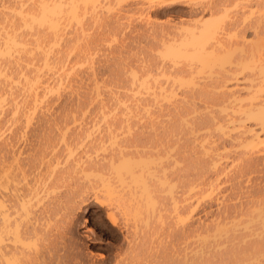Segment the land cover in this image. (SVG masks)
<instances>
[{"label":"rangeland","instance_id":"374dc122","mask_svg":"<svg viewBox=\"0 0 264 264\" xmlns=\"http://www.w3.org/2000/svg\"><path fill=\"white\" fill-rule=\"evenodd\" d=\"M9 1L15 5H17L16 3L24 6L26 3V6L29 5L26 0V3H24V0L19 1L20 3L17 0H14L15 2L0 0V13H2L0 15V23L2 20L0 31H2L3 24L7 21V25L4 24L3 33L0 32L1 35L3 34L0 35V39L8 31L5 26L7 27L9 22L12 23L9 24V31L7 32H10L9 35L13 31H10V25L16 29V24L17 26L20 24L18 17H11L13 9L20 6L15 8L12 5V7H9L11 6ZM99 1V7L96 8L94 13L86 15L88 17L84 16L83 19L86 17L85 20L81 21L80 19L82 24L78 22V26L75 27V22L70 23L72 25L69 27L71 29H69L70 35L68 37L71 38L69 42L73 40V44L71 43V47L68 48L70 52H67L69 53L67 59H65L63 53L65 52V49H63L65 48V41L62 42L61 40L59 41L61 42L60 45L56 44L59 48L52 46L55 50L49 47L50 50L53 49L52 52L49 50V64L54 69L51 68L50 71L44 69L46 71L42 72H44L43 80L47 83L45 85L50 89V93H47L46 88H44L46 92H43L46 97L42 95L43 93L39 89L34 93L38 99L42 98L40 95L44 97V99L42 98L44 102L39 99V101L42 100V104L38 101L40 103V105L38 103L39 107L37 105L38 109H34V106L31 105V101L35 97H33L34 94L27 93L30 92L27 90L29 88L22 90L24 88L22 86L24 85L23 80L18 83V86H22V88L17 86V89L15 85L13 87L15 83H12L13 80H11L13 75L18 77L19 74L25 76L30 74L28 72L31 70L30 67L28 68L29 58H26L28 55L24 52L20 53L19 56L16 54L17 58L13 54L7 57L4 56V58L0 57V73H6L5 78L10 76L9 80H4V76L0 75V98H5L3 102H0V149L6 147L3 148L5 150L1 149L0 155L1 153L4 154H2L5 156L3 162L10 167V170L13 168V173L18 172V167L22 172L23 175L19 173L20 171L19 174H15V176H18V178L16 177L17 181H15V183L18 182L15 184L17 187L21 186L22 190L27 187L32 189L35 182L37 186H34L36 192H33H35L34 197H36L35 200L33 197L31 201L32 208H30L33 212L32 216L38 218V220L35 219L41 233L34 239H28L30 244L24 247L28 254L27 259L30 260L28 263L264 264V215L258 220L253 219L254 221L252 219L238 221L240 219H237L238 215L234 216L237 207H243L249 205V203H260L261 200H264V170L254 172L249 177L243 176L242 179L240 177L235 182L230 181L231 176L242 165L241 156L244 153L240 148H231L228 143L223 142V145V140L217 129L221 125V118H223L221 105L225 103L226 94L224 91L232 88V86H237L239 82L234 80L239 81L241 79L239 70L235 68L234 64L230 63L232 61L229 62L228 60L229 53L228 55L224 53L219 55L220 60L223 55L228 58H226L228 61L224 58L229 63L228 65L224 59L221 62L219 58L217 62L209 63L206 66L190 62L189 59L183 60L174 57L164 59L156 54L157 50L152 48L151 41H153L152 27L165 24L168 20L167 15L150 13L151 17L149 16L148 19L146 7H143L142 4L147 0H127V3L123 2L121 4L120 2L117 4L114 0V2L112 0ZM150 1L155 3L158 0ZM173 1L183 2L184 0ZM186 1L191 2V0H185L184 2ZM193 1L200 2L201 0ZM202 1L205 2L206 0ZM211 1L214 0H207L206 2ZM249 1L253 7L250 10L248 8L243 9V11L242 7L241 9L238 7L239 10L237 7L230 6L231 18L236 16L234 18L238 17L246 24L253 18L252 22L254 20L258 21L259 18V21L263 23L264 15L261 14L263 11L254 5L259 0ZM182 2H176L177 4L175 3L167 9L179 13L188 12L190 10L189 6L183 5ZM5 3L10 4L7 5L8 8L4 6ZM140 6L141 8H139ZM29 7L31 6L25 7L26 11H29ZM9 8L12 11L10 14L7 10ZM250 12L252 13L249 14ZM172 17V19H169L171 23L177 21L175 15ZM222 24L221 21V27ZM79 25H81L80 28L83 32L80 31ZM22 30L20 28L22 35L17 30L21 39L28 32L27 30L23 36ZM24 30L26 31V29ZM75 30H77V33ZM252 33L249 30L244 35V40H248L247 44L251 41L255 42L256 39H259V41L264 40V31L259 32L258 36ZM27 37H25L26 41L30 39L28 35ZM242 38H239V43H241ZM75 39H78V41L76 42ZM244 40L242 42L246 41ZM0 42V46L3 47L2 39ZM261 43H264V41ZM240 46L230 51V54L234 53L232 57L239 54ZM23 54H25V62H28L26 63L28 66L26 67V64H24L22 69L19 58L22 59L20 56H23ZM13 56L17 61L19 59L15 63L21 66L23 72L18 71L20 67L17 68L18 70L15 69L16 65L12 63L14 62ZM74 61L77 62L76 66ZM218 61L222 63V67ZM78 62L79 64L81 62V64L79 65ZM22 63H24V59H22ZM10 64H13L14 67H11ZM53 64H58V66L55 65L57 68L52 66ZM230 65L232 66L230 67ZM226 67H230L229 69L234 71L229 72L231 70ZM225 72L228 75L227 79L224 76ZM14 76L12 79L15 80L16 77L14 78ZM135 76L138 80L134 79V83L133 78ZM147 76L150 77L146 79ZM144 78L149 81L152 91L145 92L143 88L139 87L141 85L139 83ZM169 78H174V80L172 81ZM154 79L157 80L156 83H152ZM175 79L180 80V83ZM22 82L23 84L20 85ZM131 83L134 85H131ZM156 84L162 85L164 89L167 88L166 90L173 95H167L166 92L167 96L165 97L168 99L164 100V98L162 100L163 96L158 97L159 88ZM25 87H27V84ZM19 89L23 92L27 90V92L23 93ZM29 95H32L33 98H29ZM119 101L124 104V108L123 104H119ZM29 106L32 107V110L34 109V113H31L32 110ZM25 109L30 112L28 113ZM21 111L27 112L22 113ZM16 114L21 118L15 117ZM102 116H106L105 119ZM91 125L95 127V130L92 129L93 127L91 128ZM107 127L111 134L108 132ZM88 132L91 137H84L85 134H89ZM7 144L9 145L7 146ZM222 145L226 149L228 148L229 151L225 150V152H228L226 162L220 161L221 155H223ZM205 147H209V149L207 150ZM220 149L222 150L221 153ZM2 150L6 152L4 153ZM121 152L134 162L140 159V166L146 163L148 168H158L154 173L155 175L145 176L150 191L152 190V198H157L155 199L154 209H149L150 206L145 200L144 203L140 202L143 205L139 206V216L141 215V217L137 214L136 216L133 215L136 211L129 207L127 210L128 215L125 214L127 217L125 215H123L125 219L119 217L121 226L124 225V230L118 231L117 228L110 226L107 219L104 218V209L94 204L91 198H93V190L96 189L95 191L101 193L102 186L99 181L102 175L104 180L107 176L109 180L110 178L113 180V182L110 180L112 187L117 185L115 189L120 192L118 193L120 198H123L122 195L126 196L123 192L130 193L135 188L131 184L130 186L126 184L124 187L120 185V187L118 183L116 184V180L112 179L114 171L111 173L108 169L109 161L114 159L113 161L117 162ZM260 154L258 152L255 154L254 152L253 154L250 153L252 157L260 156L259 158H264V152ZM162 157L165 158L162 159ZM79 161L81 166L77 164ZM211 163H216L217 168L212 169ZM90 164L100 165L99 170H97V166L93 169ZM74 166H78V168ZM162 167L163 173L161 172ZM91 169L92 171H90ZM98 171L101 176L97 175ZM39 177L41 181L37 179ZM103 178L102 181H104ZM158 178L164 179L167 185L163 184L162 188L158 183ZM169 184L173 185L170 188L174 194L167 195L166 192L170 190H168ZM202 184L206 186L203 187ZM209 185L214 188L211 196L198 203L193 202V200L191 203L190 199L191 207L194 208L192 204L195 203V208L194 210L192 208L193 212L189 214L188 208L190 206L186 207L188 203L181 204L185 202L183 201L185 197L190 198L193 196H190L188 190L194 188L195 192L203 191ZM115 192L113 196L116 198L117 192ZM127 195L129 196V194ZM172 195L177 198V209L171 208L173 206L169 197L172 198ZM127 198L126 196L125 199ZM186 209L187 212H185ZM237 209L239 210V208ZM150 212L153 214L150 215ZM187 213L189 216H187ZM225 215L226 218L222 219ZM32 216L29 217L33 218ZM234 219L236 221H233ZM221 220L225 223L228 231L227 235H231L230 237L234 235L232 239L221 237ZM237 236L240 238L237 239ZM242 236L244 238L241 240ZM235 237L236 239H234Z\"/></svg>","mask_w":264,"mask_h":264},{"label":"bare ground","instance_id":"6f19581e","mask_svg":"<svg viewBox=\"0 0 264 264\" xmlns=\"http://www.w3.org/2000/svg\"><path fill=\"white\" fill-rule=\"evenodd\" d=\"M12 1H14V0H12ZM17 1L19 2L21 0H17ZM26 1L29 2L28 6H31V7H29L30 8L29 11H26V9H25V7H28V6H26L27 5ZM26 1L24 0V3H26L25 6L21 5V4H18V3H16L17 5L11 4L12 3L11 1H9L11 6H9L10 4L9 5L6 4V3L4 4V6H6L7 8H8V6L12 7V5H14L15 8H16V6L17 7L20 6V7L16 8V9H13L14 7L11 8V9H13V13H15V14L11 13L12 11L10 10V8L7 9L9 12L6 11V12H8V14H10V13L12 14L11 15L12 18H13V16L14 17H18L19 20H20V24H18V26L16 24V29H15V27H12V25H10V27H11L10 31L13 30L12 31L13 33L11 32L10 35H9L10 32L9 33H7V32L9 31V24L11 22H9L7 27L5 26V29L7 28L8 31H6V33H4V36L6 38H3L4 36L1 37L3 47L0 46L1 47L0 48V57L2 56L4 58V56L7 57V56L13 54L17 58L16 54H18V56H19L20 53H24L25 52L26 55H28V56H26V58H29V60H28L29 61V66L26 64L28 62L27 61L25 62V54H23V56H20V57H22V59H24V63H22V59L19 58V57L18 58L21 61H19V59H18V61L21 62L22 69H23L24 64H26V67L28 66V68L29 67L31 68V70L29 69L30 71H28L30 74L28 76H25L24 74H19L18 77H16L13 74H11V75L14 76V78L16 77L15 80L12 79L13 76L11 77V80H13V82L12 81L11 82L15 83V84H13V87L15 85V88H16L18 86V83L21 80H23L24 85H22V86H24V88L22 90L24 91V89L29 88L27 90L30 91V92H27V90H25V92H23L21 89H19L23 93L27 92L29 94H31V93L34 94L39 89V91H42V93L46 92V90H48L47 93L49 94L50 93L49 92L50 89H48L46 87L47 85H45V84H47V83H45V81L43 80V74L46 71L44 69H47V71L48 70L50 71V70L54 69L49 64V57H50L49 56V54H50V52H49L50 48L49 47H52V46L57 47L58 45L61 44V42H59V41H61V40H62V42L65 41V48H63V49H65V52H63V53L65 54V57H66L65 59H67L68 58V54H69L67 52H70V50H68V48L71 47L70 44L73 41L72 40V41L69 42V40H71V38L69 39V37H68L70 35V30L69 29H71L69 27H71L70 25H72L70 23L73 21V23L75 22V24H76V25L74 24L75 27L78 26V22H80V19H81V21L85 20L86 17H88L86 15L94 13L96 8L99 7L98 5H99L100 1L99 0H26ZM114 1L117 2V4L119 2H120V4L123 3V2L127 3V0H114ZM184 1L182 2V1H173V0H171V1L158 0L155 3H152L150 0H147L146 2L142 3L143 7H146V10H147L146 13L148 15L147 16L148 19L151 17L150 13H153L154 15H167V18H168V20L165 22V24L163 23V25L159 24L160 26H158V25L156 26L155 25V27H154L153 24H152V26H153L152 27L153 28V30H152L153 39H152V37H151V39L153 41H151L152 42L151 46H152L153 49L155 48L157 50L156 54H159V56L163 57L164 59L165 58H170V57L181 58L183 60L184 59L185 60L189 59L188 61H190V62L203 64L205 66L207 64H209V63L212 64L215 61L217 62V60L219 58V55H222L223 53L228 55V53H229L230 57L227 56L229 59L223 55V58L221 57V60H220V58H219V60L221 62H223L222 59H224V58L226 59L227 58L229 60V62L232 61L230 63L234 64L235 68H237L239 70V71L238 70L237 71L240 72L241 79L239 81L238 80H234V81L239 82L237 86H235V87L232 86V88H230V89L228 88V89H226V91H224L225 94H226L225 95L226 98L224 100L225 103L222 104L223 107L221 105V111L223 113V118H221V121H220L221 125H219L217 127V129H218V132L220 134L219 136L223 140L222 143L223 142L225 144L228 143L229 144L228 146H231V148L236 147V149L240 148V149L243 150V151L241 150L244 153V155H242L243 157L241 156V159H242V161H241L242 165H240L241 168L239 167L237 169L238 171H236L230 178V181L235 182V181H238L239 180L238 178H240V177H241V179H242L243 176L249 177V175L250 174L252 175V173H254V172L257 173V172H261L262 170H264V158L263 157L259 158L260 156L252 157L250 155L251 152H252V154H253V152H254V154L256 152H258L259 154L264 152V53H263L264 49H262V48H264V45H263L264 43H261L264 40H262V41L260 40L259 41V39H256V41L254 40L255 42L251 41V42H249V44L246 43L248 41L247 39H245L246 41L244 40V37H245L244 35H245L246 31L251 30L254 33L255 36L256 35L258 36L259 32H263L264 31V21H263V23H261V21H259V18H258V21L254 20V22H252V20L254 19L253 18L252 20L250 19L251 21H249L246 24V22L241 20L240 18H238V17L234 18L236 16H233V18H231L232 16H230L229 7L233 6L235 8L237 7V9H239V8L241 9V7H242V10L243 9L245 10V9H248V8L250 10L253 7L251 6L252 4H251V2L249 0H214V1H211V2H206L207 0L205 2H203L202 0H201L202 2L200 0H199L200 2H195L193 0H191V2L190 1L189 2H187V1L184 2ZM176 2H178V3L182 2L183 5L184 4L188 5L190 10L188 12L179 13V12H173V11H170L169 9H167L168 7H171L172 5H175ZM30 3H31V5H30ZM2 5H3V3H2ZM144 5H146V6H144ZM254 5L256 7H259L260 9H262L261 11H263V13H261V14L264 15V0H259V1L255 2ZM4 6H2V7H4ZM23 7H24L25 10L23 9ZM143 7H142V9H143ZM139 8H141V6ZM5 9H4V11H5ZM34 9H36L37 11L34 10ZM27 10H28V8H27ZM144 11H145V9H144ZM221 12H222V16H221ZM251 13L252 12H250L249 14H251ZM205 14H206V16H204ZM0 15H2V13H0ZM174 15L177 17V21H174V22L171 23L169 21V19H172L173 18L172 16H174ZM8 16L10 17V15H8ZM81 16H83V17H81ZM84 16H86L85 19H83ZM221 21L223 23L222 27H221ZM5 22L7 23V21H5ZM115 22H113V23H115ZM6 23H4V24L7 25ZM1 24H2V20H1L0 26H2ZM4 24H3V27H2V31H0L1 33H3ZM13 24H15V23H13ZM80 26L81 25H79V28H80ZM147 26H149V25L147 24ZM12 28H14V29H12ZM20 28L23 29L22 30L23 31V36L28 30L26 35L24 37H22V39L24 41H26L25 37H27V35H28L29 38H30V39H28V41L24 42L21 39V37L19 36L18 32L20 31ZM24 29H26V31ZM83 29H84V27H83ZM17 30H19V31H17ZM39 30H42V31H39ZM75 31L77 33V30H75ZM80 31H82L81 28H80ZM4 32H5V30H4ZM1 33H0V35H1ZM19 33L22 35L21 31ZM80 34H81V32H80ZM239 35H241L243 38L241 36H239ZM149 36H151V35H149ZM239 38H242L241 39V43L242 44L239 43V41H240ZM242 40H244L245 42H242ZM77 41H78V39L76 40V42ZM76 42H74V43H76ZM57 43H58V45L56 46ZM245 43H246V45H245ZM240 44H241V46H240ZM75 46H72V47L74 48ZM237 46H240V48L238 47L239 48V54H237L236 57H232L233 54H234L233 53L234 51L232 52L233 54H230V51L232 49L235 50V48ZM57 48H59V47H57ZM53 49H51L50 51L52 52ZM71 51H72V48H71ZM236 51H238V50H236ZM261 51H262V53H261ZM57 52L59 53L58 50H57ZM235 55H236V52H235ZM14 56H13V58H14ZM231 57L235 58V59L232 60ZM10 58H12V57H10ZM16 58H14V62L10 61L14 65H16V63H15L17 61ZM72 58L74 59V57H72ZM57 59L59 60V58H57ZM73 59H72V61H73ZM225 59H224V61H225ZM58 60H57V62H58ZM220 61H218V62H220ZM74 62H75L74 65L75 64L77 65V62L76 61H74ZM221 62H220V65L222 64ZM3 63H5V62H3ZM66 63L68 64V61ZM226 63H227V65L229 64L228 62H226ZM13 64L12 65L10 64V66L14 67ZM78 64H79V62H78ZM80 64H81V62H80ZM55 65L58 66V64H53L52 66H55ZM57 66H55V68H57ZM231 66L232 65H230V67ZM19 67L21 69V66L16 65L15 69H17ZM221 67H222V65H221ZM48 68H50V69H48ZM61 68H62V65H61ZM186 68H188V67H186ZM229 68H227V69H229ZM20 69L19 70L17 69V70L18 71H22V69L21 70ZM221 69H223V68H221ZM229 70H231L229 72L234 71L232 69H229ZM42 71H44V72H42ZM2 73L3 72H1L0 75L4 76V78H5V74L6 73L5 74L4 73L2 74ZM234 73L238 74L237 72H234ZM224 76H225V79H227V76H228L227 72L224 73ZM9 77L5 78L4 80H6V79L9 80L10 79ZM148 77H150V76H147L145 78L148 79ZM145 78H144V80H145ZM164 78H165V76H164ZM2 79H3V77H2ZM134 79H137V77L135 76V78H133V80ZM169 79H171L172 81L174 80V78L173 79L169 78ZM137 80H136V83H137ZM144 80L141 81L139 83L141 85L140 86L138 85V86L143 88L145 90V92L152 91V89L150 88L151 86L149 84V81L148 80L144 81ZM146 81H148V83H146ZM153 81L154 82H152V83H156L157 80L155 81V79H154ZM175 81H178V80L175 79ZM23 82L20 83V85L23 84ZM230 82H232V81H230ZM134 83H135V80H134ZM26 84H27V87H25ZM224 84H225V81H224ZM131 85H134V84L131 83ZM22 86H18V87L22 88ZM157 86L159 88L158 97H160V96L162 97L163 96L162 100L164 98H165L164 100L168 99V98L165 97L168 94L170 96L173 95L172 93L170 94L166 90L167 88L164 89V87H162V85L161 86L157 85ZM139 87H138V90H139ZM223 87H224V85H223ZM44 88H46V90ZM50 88H51V86H50ZM40 89H43L45 91L40 90ZM149 89H151V90H149ZM156 89H157V87H156ZM166 92H167V95H166ZM171 92H172V90H171ZM42 95L44 97H46L44 95V93ZM42 95H40V96L44 99V97ZM156 95H155V97H156ZM170 96H168V97H170ZM30 97H32V95L31 96L29 95V98ZM33 97H35V98H33ZM33 97H32L33 101H31L32 104L30 103V100H29V105L31 104L32 107L34 106L33 107L34 109H38V107L40 105L39 102H41L43 99L39 98V99H42V100L39 101V99L36 98L35 94H34ZM0 99H1L0 102H3L5 98L4 99L0 98ZM43 102H44V100H43ZM38 103H39V105H38ZM41 104H42V102H41ZM119 104L122 105L123 103L119 101ZM119 104H117V105H119ZM37 105H38V107H37ZM15 106H17L16 103H15ZM32 107L29 106V108H31V110H32ZM29 108H28V110H30ZM123 108H124V104H123ZM128 109L130 110V108H128ZM16 110H17V108H16ZM25 110H27V109H25ZM25 110H23V111H25ZM33 110H32L31 113H34ZM17 111L20 112L19 110H17ZM23 111H21V112L22 113H26L27 112V111L26 112H23ZM29 112L30 111H28V113ZM130 112H132V111H130ZM19 115H21V113H19ZM14 116L15 117L17 116V118L20 117V116H18V114L14 115ZM24 116H25V114H24ZM102 117H104V119H105L106 116H102ZM27 119H28V117H27ZM16 122H18V121H16ZM107 126H109V125H107ZM92 127L93 126L91 125V128ZM94 128L95 127H93L92 129H94ZM107 130L111 134L109 128ZM91 132L92 131L90 130V133ZM90 133L89 134H85L84 137H87V136L89 137ZM83 134H84V132H83ZM224 143H223V145H224ZM203 144H204V141H203ZM8 145L9 144H7V146ZM205 145H206V143H205ZM223 145H222V150H223L222 154L223 155H221L220 161L228 160V157L226 155H227V153L229 151L227 150L228 148L226 149V147L223 146ZM209 147L208 148L205 147V148L208 150ZM223 147H224V149H223ZM3 148H1V149H3ZM1 149H0V152H1ZM3 150H5V149H3ZM222 150L220 151V153L222 152ZM225 150H227L228 152H225ZM7 151H9V150H7ZM3 152L5 153L6 151H3ZM207 153H209V152H207ZM2 154L3 153H1V155ZM1 155H0V159H3V160H0V264H26V263L30 262V260L27 259L28 258V254L25 251L26 248L24 249V247H27L28 244H30L28 242V239H30V238L34 239V237H37L41 233V230H39L40 229L39 225L36 222L38 220V218L33 217L34 216V215L32 216L33 212H31V210H32L31 209L32 208L31 207V201L33 200L34 195H36V194H34L36 192L34 186L35 187H37V186L35 185L36 184V182H35L34 186H32L34 188V189L32 188L33 190L31 188L29 189L28 187L27 188L24 187L25 190H22L21 186H18L19 187L18 188L17 185H15V184L18 183V182L15 183V181H17L18 176H15V174H17L20 171L19 167L17 169L18 172L17 173L16 172L13 173L12 172L13 168L10 170V167L5 165L4 164L5 162H3V161H5L4 160L5 156H3L4 154L2 155L4 158ZM205 155H208V154H205ZM260 155L262 156V154H260ZM142 158H143V156H142ZM164 158L162 157V159H164ZM149 159H151V158H149ZM113 160L109 161V165H108L109 167L107 166L109 171H111V173L114 171V176H113L114 178L112 177V179L116 180L115 182H116V184L118 183L119 186L121 185V186L124 187V185L126 186V184L128 186H130V184H131L135 188L133 187L134 189L130 193H127V192L124 193L123 192V194H125L128 197L127 198L128 200L125 199L126 196H123V195L121 196L123 198H120L119 197L120 195L118 194L120 192H117V190L115 189V187L117 185L116 186L113 185L114 187H112V185L110 183L111 178L109 180V178L107 176V177H105V180H106L105 181L104 178H103L104 176L102 175V178H103L104 181H102V178L99 181L101 183V186H102L101 189L99 187V189L101 190V193H100V191L99 192L95 191L96 189L93 190L94 188L92 187L93 198H91V199L93 200L94 204H96L97 206H99L102 209H104V214H105L104 218L107 219V221L109 222L110 226L117 228L118 231H123L124 230L123 229L124 225H123V227L121 226V223H120L121 220H119V217H124V219H125V216H126L125 214H127V210L129 209V207L130 208L132 207L136 211L135 214H133V212H131L135 216H136V214L139 216L140 207L143 206V205L140 204V202H143L144 200L146 201V203L148 202L147 204L150 206L149 209L150 208L154 209L155 199L157 197L155 199L152 198V196H153V195L151 196V191L152 190L150 191V188H149L150 186H148V183L146 181L145 176H148V175L149 176H151V175L153 176V175H155L154 173H156V169H158V168H156V169L155 168L151 169L150 167L148 168L146 163H144L145 165L143 164L142 166H140L139 165L141 163L140 159L137 162H134L131 159H129L127 157V155L124 154L123 152L120 153V157L117 160V162H114ZM220 161H217V162H220ZM77 164H79V166H81L80 161L77 162ZM211 164H212L211 165L212 169L217 168L216 167L217 166L216 163H211ZM95 166H97L98 168L95 167ZM74 167H76V166H74ZM90 167H93V169L97 168V170H99L100 165L93 164ZM34 168H35V166H34ZM76 168H78V166ZM17 170L15 169V171H17ZM72 170H71V172H73ZM74 170H77V169H74ZM162 170H163V167L161 169V172H162ZM90 171H92V169ZM96 172H95V174H96ZM19 173H21V175H23L21 171ZM97 175H99V171H98ZM99 176H101V175H99ZM37 179L39 181H41L40 177L37 178ZM42 179H43V176H42ZM38 180H37V182H38ZM59 181H60V178H59ZM111 181L113 182V180H111ZM156 182H157V180H156ZM158 183H159V185L161 187H162L163 184L167 185L165 183L164 179L162 180L161 178H158ZM236 184H237V182H236ZM38 185H39V183H38ZM199 185H201V184L199 183ZM204 185L202 184L203 187H204ZM206 185H207V183H206ZM231 186H232V183H231ZM170 187H173V185L171 186V184H169L168 185V190L169 189L170 190L169 191L165 190V191H167L166 193H168L167 195H170V193L174 194V193L171 192V188ZM19 189H20V191H19ZM114 189L116 190L117 193L114 191ZM119 189H121V188H119ZM213 190H214V188H213L212 185L211 186L209 185V187L207 189L203 190V191H197V192H195L196 190L194 191V188H191L190 190H188L190 193L189 192L188 193L190 194V196L191 195H193V196L190 197V198L185 197V200H183L185 202H183L181 204L188 203L186 207L188 208L190 206L188 208V213L190 214V213L193 212L192 211L193 206L191 207L190 202H189L190 199H191V203H192V200H193V202L198 203L200 201H203L204 199L209 198L211 196ZM33 191H35V192H33ZM94 191H95V193H94ZM127 191H129V190L127 189ZM32 192H33V194H32ZM114 192L116 193V195H115L116 198L113 196ZM133 192H134V194H133ZM127 194H129L130 197ZM173 196L175 197V195H172V198H171V196L169 197V200L171 199L172 202L171 201L170 202L172 203V206H173L171 208L177 209V206H178L177 205V201H176L177 198L176 197L174 198ZM35 197H34V200H35ZM186 201H188V202H186ZM195 203L192 204V205H194V208H195ZM147 204H145V205H147ZM194 208H193V210H194ZM237 208H239V210ZM237 208L235 209L237 214H236V212L234 210L233 211L235 212L234 216L236 217V215H238L237 219L240 218V219H238V221H240L241 219H246V220L249 221L250 219L253 220L255 218L258 220L259 218H262L263 215H264V200H261L260 203H249V205H246V206H243V207H237ZM44 211H43V213H44ZM185 212H187V209H186ZM151 213L152 212H150V215H151ZM46 214H47V212H46ZM189 214L187 216H189ZM50 215H52V214H50ZM123 215H125V216H123ZM29 216L30 217L32 216L33 218H30ZM139 217H141V215ZM225 218H226V215L222 219H225ZM235 219L233 221H236ZM84 221H86V219H84ZM262 221L263 220L261 219V222ZM222 222H221V237L228 238L231 235L230 236H228L229 234L227 235L228 231L226 229L225 223L224 222L222 223ZM236 223L238 224V222H236ZM237 224H236V226H237ZM241 235H242V233H241ZM243 236L241 237V240L244 238ZM232 237H234V235H232ZM232 237H230V238L232 239ZM238 238H240V237L237 236V239ZM234 239H236V237ZM29 257H30V255H29Z\"/></svg>","mask_w":264,"mask_h":264}]
</instances>
